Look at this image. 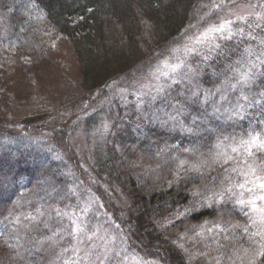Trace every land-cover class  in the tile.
Here are the masks:
<instances>
[{
  "label": "rangeland",
  "instance_id": "obj_1",
  "mask_svg": "<svg viewBox=\"0 0 264 264\" xmlns=\"http://www.w3.org/2000/svg\"><path fill=\"white\" fill-rule=\"evenodd\" d=\"M15 14L37 21L40 62L25 50ZM225 21L224 33L201 38ZM81 80L69 37L42 21L29 0H0V124L28 135L63 171L46 189L15 176L11 206L0 215V264H162L137 249L114 213L130 212L122 160L139 181L160 164L210 177L198 200L165 225L206 206L231 204L240 216L204 220L175 237L190 264H202L203 255L216 264H264V223L237 203L250 194L234 186L243 178L233 171L246 170L245 159L264 164V152L249 157L230 147L249 132L264 133V123L235 134L226 128L264 112V0H201L180 37L105 91L87 98ZM35 116L45 117L27 126ZM110 149L123 159L102 169ZM219 151L232 158L218 162Z\"/></svg>",
  "mask_w": 264,
  "mask_h": 264
},
{
  "label": "trees",
  "instance_id": "obj_2",
  "mask_svg": "<svg viewBox=\"0 0 264 264\" xmlns=\"http://www.w3.org/2000/svg\"><path fill=\"white\" fill-rule=\"evenodd\" d=\"M29 1L37 7L42 21L71 39L77 68L82 75L79 88L90 98L105 91L112 80L153 59L166 45L180 37L191 24L201 0ZM15 18L23 20L16 32L20 34L25 50L40 62L44 58L37 21L23 14H15ZM44 117H29L27 126H37V121ZM249 121L229 124L226 128L235 134L245 127H260L264 123V112ZM50 129L57 135L53 127ZM59 132L67 135L65 130ZM13 134L0 124V215L11 206V189H16L14 178L17 174L27 175L30 181L46 189L52 177L59 179L63 173L62 162L51 163L50 156L42 153L43 147L30 142L28 135ZM203 139L206 140L205 136ZM111 151L109 157L101 161L102 169L110 166L115 169L118 152ZM118 158L123 159L120 155ZM122 161L120 168L125 174L123 181L130 196V212L125 217L117 208L114 213L127 228V237L137 244V249L162 264H190L174 238L191 230L193 225L204 220L240 218L231 204H224L193 209L165 225L177 211L198 200L210 177L191 175L186 169L160 164L148 167L146 177L139 181L130 171V164ZM214 172L221 173V169L216 167ZM200 258L196 260L202 264H216L205 255Z\"/></svg>",
  "mask_w": 264,
  "mask_h": 264
},
{
  "label": "snow or ice",
  "instance_id": "obj_3",
  "mask_svg": "<svg viewBox=\"0 0 264 264\" xmlns=\"http://www.w3.org/2000/svg\"><path fill=\"white\" fill-rule=\"evenodd\" d=\"M230 23L231 21H225V23L219 27H210L204 33L201 34V38L207 39L209 33H213V34L217 32L224 33L226 31L225 25ZM226 38H230V32ZM164 66L169 67L167 61L164 62ZM179 67L180 65L178 64L171 66L173 71H175ZM165 75H167V73H165ZM230 147H231V152L233 153L238 152L240 148H243L244 152L249 157L254 155L253 149H255L256 151L264 152V133L249 132L248 139H241L239 145L230 146ZM220 157H224L225 163H227L228 159L232 158L224 151H219L217 153L216 159L218 162ZM244 164L247 166L246 170L233 169V171H237L239 177L243 178L242 183H237L234 186L243 189L244 191L248 192L250 195L249 198L247 199H243V198L238 199L237 203L241 207H249L252 209V211L259 212L261 214V222L264 223V206L261 207L257 206V201L264 202V164L257 165L255 164L254 161L253 163L250 164L247 159L244 160ZM228 179L231 180V177H228ZM226 191L231 192L232 188L229 187L226 189ZM242 196H243V192H241V197ZM221 198L223 197L221 196ZM259 234L260 233H257V235Z\"/></svg>",
  "mask_w": 264,
  "mask_h": 264
}]
</instances>
